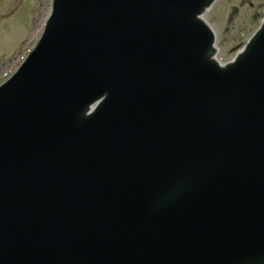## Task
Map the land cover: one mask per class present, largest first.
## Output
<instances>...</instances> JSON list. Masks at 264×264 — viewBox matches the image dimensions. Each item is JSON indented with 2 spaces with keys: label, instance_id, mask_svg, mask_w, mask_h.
I'll return each instance as SVG.
<instances>
[{
  "label": "water",
  "instance_id": "95a60500",
  "mask_svg": "<svg viewBox=\"0 0 264 264\" xmlns=\"http://www.w3.org/2000/svg\"><path fill=\"white\" fill-rule=\"evenodd\" d=\"M212 2L52 0L0 84V264H264V19L221 65Z\"/></svg>",
  "mask_w": 264,
  "mask_h": 264
},
{
  "label": "rangeland",
  "instance_id": "374dc122",
  "mask_svg": "<svg viewBox=\"0 0 264 264\" xmlns=\"http://www.w3.org/2000/svg\"><path fill=\"white\" fill-rule=\"evenodd\" d=\"M50 2L0 0V82L15 70L38 39ZM263 17L264 0H218L213 3L203 18L216 34L215 47L219 51L215 58L221 63L232 59Z\"/></svg>",
  "mask_w": 264,
  "mask_h": 264
},
{
  "label": "bare ground",
  "instance_id": "6f19581e",
  "mask_svg": "<svg viewBox=\"0 0 264 264\" xmlns=\"http://www.w3.org/2000/svg\"><path fill=\"white\" fill-rule=\"evenodd\" d=\"M49 9H50V7H49ZM215 58V57H214ZM220 63V62H219Z\"/></svg>",
  "mask_w": 264,
  "mask_h": 264
}]
</instances>
